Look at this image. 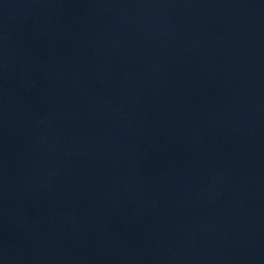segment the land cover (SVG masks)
I'll return each instance as SVG.
<instances>
[{
  "label": "water",
  "instance_id": "water-1",
  "mask_svg": "<svg viewBox=\"0 0 264 264\" xmlns=\"http://www.w3.org/2000/svg\"><path fill=\"white\" fill-rule=\"evenodd\" d=\"M0 264H264V0H0Z\"/></svg>",
  "mask_w": 264,
  "mask_h": 264
}]
</instances>
